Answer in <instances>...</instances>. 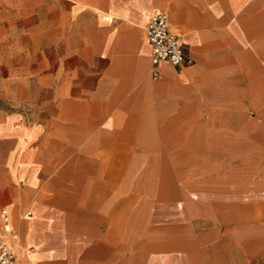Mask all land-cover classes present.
Segmentation results:
<instances>
[{"label": "crops", "instance_id": "obj_1", "mask_svg": "<svg viewBox=\"0 0 264 264\" xmlns=\"http://www.w3.org/2000/svg\"><path fill=\"white\" fill-rule=\"evenodd\" d=\"M0 99L18 264H264V0H0Z\"/></svg>", "mask_w": 264, "mask_h": 264}, {"label": "built area", "instance_id": "obj_2", "mask_svg": "<svg viewBox=\"0 0 264 264\" xmlns=\"http://www.w3.org/2000/svg\"><path fill=\"white\" fill-rule=\"evenodd\" d=\"M145 37L150 47L149 73L152 79H157V68L160 66L176 69L182 65H192V60L186 52L187 44L171 31L166 14L159 13L149 18L145 28ZM0 220L5 232L0 236V264H18L13 246L8 241L11 230L6 229L9 228V217L6 210H1Z\"/></svg>", "mask_w": 264, "mask_h": 264}, {"label": "rangeland", "instance_id": "obj_3", "mask_svg": "<svg viewBox=\"0 0 264 264\" xmlns=\"http://www.w3.org/2000/svg\"><path fill=\"white\" fill-rule=\"evenodd\" d=\"M3 105V99H0V106Z\"/></svg>", "mask_w": 264, "mask_h": 264}, {"label": "bare ground", "instance_id": "obj_4", "mask_svg": "<svg viewBox=\"0 0 264 264\" xmlns=\"http://www.w3.org/2000/svg\"><path fill=\"white\" fill-rule=\"evenodd\" d=\"M168 17V16H167ZM14 250V249H13Z\"/></svg>", "mask_w": 264, "mask_h": 264}]
</instances>
